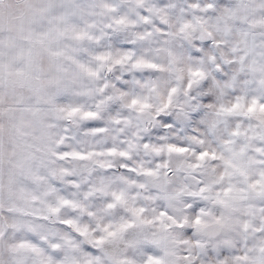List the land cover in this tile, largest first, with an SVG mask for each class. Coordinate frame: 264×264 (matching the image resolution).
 <instances>
[{"label": "snow or ice", "instance_id": "6c2138e0", "mask_svg": "<svg viewBox=\"0 0 264 264\" xmlns=\"http://www.w3.org/2000/svg\"><path fill=\"white\" fill-rule=\"evenodd\" d=\"M0 264H264V0H0Z\"/></svg>", "mask_w": 264, "mask_h": 264}]
</instances>
